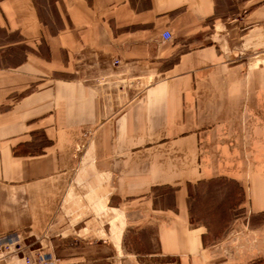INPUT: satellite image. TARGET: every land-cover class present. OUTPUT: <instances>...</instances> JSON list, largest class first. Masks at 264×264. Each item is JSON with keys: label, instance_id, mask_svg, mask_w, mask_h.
I'll list each match as a JSON object with an SVG mask.
<instances>
[{"label": "crops", "instance_id": "crops-1", "mask_svg": "<svg viewBox=\"0 0 264 264\" xmlns=\"http://www.w3.org/2000/svg\"><path fill=\"white\" fill-rule=\"evenodd\" d=\"M247 4L0 0V245L67 218L127 230L145 200L162 256L264 264V0ZM218 183L244 221L212 232L192 193Z\"/></svg>", "mask_w": 264, "mask_h": 264}, {"label": "rangeland", "instance_id": "rangeland-1", "mask_svg": "<svg viewBox=\"0 0 264 264\" xmlns=\"http://www.w3.org/2000/svg\"><path fill=\"white\" fill-rule=\"evenodd\" d=\"M216 1L220 6L221 16L225 19L241 17L249 8L247 4L249 0ZM223 199L228 202L225 206L227 210H222L220 205ZM144 201H138L132 205V209L135 208L136 212L139 208L142 209L141 215L144 218H141L140 222L136 221L135 226L133 223H127V230H75V220L69 221L67 218V226L73 228L72 230H48L42 236L28 235L14 247L0 245V264L6 260H12L13 264H180L177 258H166L160 254L156 230H145V228L154 227L155 219L153 221L152 219L156 215L151 213L149 204ZM163 204V201H157L158 207ZM237 204H240V194L230 183L199 187L192 193L194 212L197 211L202 215L203 209L207 213L208 216L206 215V219L204 217L202 222L212 224V232L227 230L233 225L235 219L244 218V215H241L242 209L235 208ZM151 215L153 218L150 219ZM240 221L243 222L244 219ZM80 224L84 227V223ZM140 226L144 228L139 230ZM96 231L104 232L103 238L106 243L99 241L101 237L96 235ZM216 237L213 233L208 236L211 242ZM56 240L58 243H55ZM101 243L104 246L103 250H101ZM91 245L93 247L89 249ZM107 248L109 250H106Z\"/></svg>", "mask_w": 264, "mask_h": 264}, {"label": "built area", "instance_id": "built-area-1", "mask_svg": "<svg viewBox=\"0 0 264 264\" xmlns=\"http://www.w3.org/2000/svg\"><path fill=\"white\" fill-rule=\"evenodd\" d=\"M163 41H170L172 39V34L170 32H164L162 34Z\"/></svg>", "mask_w": 264, "mask_h": 264}, {"label": "bare ground", "instance_id": "bare-ground-1", "mask_svg": "<svg viewBox=\"0 0 264 264\" xmlns=\"http://www.w3.org/2000/svg\"><path fill=\"white\" fill-rule=\"evenodd\" d=\"M173 37V36H172Z\"/></svg>", "mask_w": 264, "mask_h": 264}]
</instances>
